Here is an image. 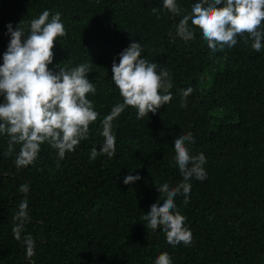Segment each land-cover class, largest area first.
<instances>
[{"label":"trees","instance_id":"trees-1","mask_svg":"<svg viewBox=\"0 0 264 264\" xmlns=\"http://www.w3.org/2000/svg\"><path fill=\"white\" fill-rule=\"evenodd\" d=\"M197 2L177 0L184 14ZM45 10L49 20L60 13L66 31L49 68L91 65L87 78L96 93L87 98L98 117L64 159L45 142L35 162L19 170L20 145L8 156L9 137L0 134V264H155L162 253L172 264H264V47L256 52L250 38L246 44L238 36L235 46L213 53L198 28L185 41L175 34L182 16L163 0H0V65L11 39L7 26L27 33ZM133 42L158 72L168 70L172 100L142 119L127 107L113 121L115 154L92 160L104 139L102 120L123 102L111 79L113 61ZM189 87L182 107L180 90ZM189 132L194 143L186 146L191 155L204 154L207 178L189 181L187 204L183 194L175 198L192 242L173 247L143 218L163 204L158 185L183 181L174 144ZM130 174L141 178L125 184ZM25 197L30 222L22 238L30 233L35 241L31 260L12 231Z\"/></svg>","mask_w":264,"mask_h":264},{"label":"clouds","instance_id":"clouds-1","mask_svg":"<svg viewBox=\"0 0 264 264\" xmlns=\"http://www.w3.org/2000/svg\"><path fill=\"white\" fill-rule=\"evenodd\" d=\"M163 7L173 16H182L175 26L176 36L189 41L195 38L194 31L199 29L213 53L231 48L237 44V37L250 38L251 48L260 52L264 44V0H199L193 4L190 13L184 14L177 0H163ZM45 10L32 19L27 33L20 25L14 30L9 24L11 36L7 50L0 65V134L9 137L7 155L15 152V166L19 170L33 164L41 145L45 142L58 151L60 159L67 152L75 150L79 143L88 138L89 126L98 117L89 93L95 95L96 88L87 78L92 72L91 65L80 64L70 70L58 65V71H52L53 48L58 37L66 35L60 13L51 16ZM191 21V27L189 26ZM171 36L172 33L170 32ZM143 48L133 42L119 54V62L112 65V77L118 87L123 102L116 104L110 114L102 120L101 135L104 138L99 152L93 147L90 159L99 154L112 157L116 152V138L112 131L113 121L127 108L137 110V119L155 114L162 106L172 100L170 89L173 87L167 69L157 71L158 65L141 58ZM193 91L191 87L181 89V106L186 107V98ZM194 143L191 132L175 139V162L182 174L183 181L175 187L164 183L158 185L163 204L151 205L144 216L147 229L155 231L158 227L166 234L167 242L173 247L183 243L190 245L192 233L185 227V217L177 209L175 198L183 194L184 203H188L191 192L189 181L193 178H207L203 165L206 158L203 153L191 155L186 143ZM141 177L128 175L125 184H132ZM28 184H22L19 192L26 194ZM28 200L25 197L18 205L13 216L14 238L26 248V257L34 256L35 241L29 233L24 235V226L30 222ZM34 264V262H33ZM155 264H172L167 253L160 254Z\"/></svg>","mask_w":264,"mask_h":264}]
</instances>
